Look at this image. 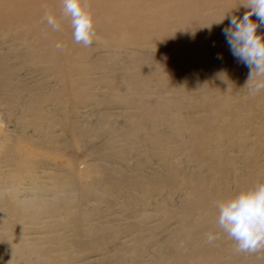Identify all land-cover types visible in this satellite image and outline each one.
Wrapping results in <instances>:
<instances>
[{
    "label": "rangeland",
    "instance_id": "obj_1",
    "mask_svg": "<svg viewBox=\"0 0 264 264\" xmlns=\"http://www.w3.org/2000/svg\"><path fill=\"white\" fill-rule=\"evenodd\" d=\"M239 2L88 0L99 39L85 48L61 0H0V139L17 137L24 168L6 186L0 144V264H264L234 250L215 207L236 182L264 183V92L249 95L228 21L213 24L242 18ZM223 156L224 177L207 169Z\"/></svg>",
    "mask_w": 264,
    "mask_h": 264
},
{
    "label": "clouds",
    "instance_id": "obj_2",
    "mask_svg": "<svg viewBox=\"0 0 264 264\" xmlns=\"http://www.w3.org/2000/svg\"><path fill=\"white\" fill-rule=\"evenodd\" d=\"M63 16L70 19L73 29V40L85 48L98 41L95 31V20L88 0H61ZM245 9L242 18L226 13L213 24L228 25L222 29V35L233 55L240 64L249 69L246 86L249 95L255 97L264 92V34L258 30L264 28V0H240L235 11ZM253 17L256 19L253 20ZM43 21L53 31H60V21L46 13ZM56 50L63 52L66 46L57 43ZM218 226L235 242L237 253L257 254L264 251V183L243 191L235 197L217 201ZM220 235L209 233L206 243L214 244Z\"/></svg>",
    "mask_w": 264,
    "mask_h": 264
},
{
    "label": "bare ground",
    "instance_id": "obj_3",
    "mask_svg": "<svg viewBox=\"0 0 264 264\" xmlns=\"http://www.w3.org/2000/svg\"><path fill=\"white\" fill-rule=\"evenodd\" d=\"M27 109L28 108H25V112H22V114H23V117H26V115H25V113H28L29 114V112L27 111ZM6 111H7V118H6V120L7 119H9V122H11V118H12V113H13V107L12 106H7V108H6ZM6 115V114H5ZM4 118H5V116H4ZM234 118H236V117H234ZM244 121H247V119L246 120H244ZM250 121V120H249ZM3 122V121H2ZM68 123H69V125L71 126V125H73L74 126V123H73V121H72V119L71 118H69V121H68ZM15 124H18V127H19V130H21V132H23V131H25V128H27V126H28V124H27V122H26V119H24V118H21V119H19L17 122H15ZM197 124V123H196ZM250 124H252V122H250ZM224 125H226V121H222L221 123H220V127H222V126H224ZM72 129V128H71ZM37 132H41V129L40 128H36L35 129ZM211 130H212V133L216 136V137H223V135L221 134V133H219V132H216L214 129H213V127L211 128ZM42 133V132H41ZM41 133H38V135L40 136V134ZM198 133V132H197ZM197 133H195L193 136H191V137H189V138H193V139H195V142L191 145V147L190 148H185L186 150H188L189 151V153L191 154L190 156H194L195 155V150H196V147H197V145H198V140H197ZM8 134V133H7ZM4 135V136H2V138L0 139V144L2 145V148H4L5 149V159H3L4 160V162H5V164L6 165H9V166H14L15 167V171H14V173L13 174H11L10 176H7V182H6V186H8L10 189L12 188H14L15 186H16V183L19 181V173H21V171H23V166L22 165H20V158H21V156H22V154H20L19 152H18V150L16 149V150H14V144L13 145H11V143H13V141L14 140H16L17 139V137H15L13 134H8V135ZM20 137H22V136H20ZM41 138V137H40ZM163 146H165V145H167L168 144V142H169V140L168 139H164L163 141ZM10 145H11V147H10ZM14 147V148H13ZM12 148V149H11ZM12 150H13V152H12ZM167 151L168 150H165L162 154L164 155V157H165V159H164V161L167 159V161H168V157L170 156V152H168L167 153ZM11 152V153H10ZM10 153V155L8 156L7 154H9ZM7 155V156H6ZM210 156H211V154H209ZM196 156V155H195ZM4 157V156H3ZM1 158V157H0ZM197 165H200V168H199V171L196 173L197 175H199V174H201L202 172H203V170L205 169V168H207L206 166H203L202 164H203V162H202V160L201 159H192ZM2 162V161H1ZM222 162H224V163H222ZM230 166H231V164H230V160L228 159V158H226L225 156H223V157H220V158H217L214 162H212L210 165H209V168H207V169H209V170H215V171H217L221 176H226L227 175V173H228V171L230 170ZM1 168H3V167H1ZM7 168H8V166H7ZM172 175H174L173 174V172H171L170 170L167 172V174L164 176L169 182H171V181H173V180H171V177L170 176H172ZM165 179V180H166ZM165 184V183H164ZM236 187L238 188V190H237V192L236 193H241V192H243V191H247V190H250V189H252V188H254L253 186H252V182H248L247 184L246 183H243V184H240V183H238V182H236ZM3 189V188H2ZM189 189L192 191V192H194V193H199L200 194V190L198 189V187H189ZM233 197H235V194H234V196ZM232 198V197H231ZM226 198L225 197H221L220 198V200H225ZM190 200L191 201H193V194L191 195V198H190ZM189 212L190 213H193L194 212V210L191 208V205L189 206Z\"/></svg>",
    "mask_w": 264,
    "mask_h": 264
}]
</instances>
